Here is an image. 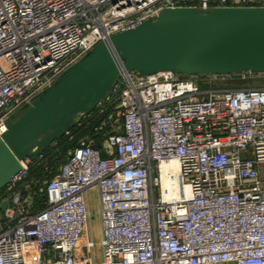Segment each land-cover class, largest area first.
<instances>
[{"label": "built area", "instance_id": "2783aa9c", "mask_svg": "<svg viewBox=\"0 0 264 264\" xmlns=\"http://www.w3.org/2000/svg\"><path fill=\"white\" fill-rule=\"evenodd\" d=\"M233 6L264 0H0V134L114 34L165 8ZM193 77L123 68L109 93L64 129L73 145L39 188L47 204L37 210L26 157L0 190V205L8 201L0 264H264V87H204ZM91 133L103 136L99 146ZM92 188L101 262L86 254L94 247L84 236Z\"/></svg>", "mask_w": 264, "mask_h": 264}, {"label": "water", "instance_id": "95a60500", "mask_svg": "<svg viewBox=\"0 0 264 264\" xmlns=\"http://www.w3.org/2000/svg\"><path fill=\"white\" fill-rule=\"evenodd\" d=\"M121 67L142 74L264 72V7L165 8L155 21L100 42L0 134V190L26 157L40 154L75 114L109 93ZM7 206L0 205V220Z\"/></svg>", "mask_w": 264, "mask_h": 264}, {"label": "rangeland", "instance_id": "374dc122", "mask_svg": "<svg viewBox=\"0 0 264 264\" xmlns=\"http://www.w3.org/2000/svg\"><path fill=\"white\" fill-rule=\"evenodd\" d=\"M87 54L80 56L79 60L84 58ZM79 62V61H78ZM185 74L183 72H180ZM212 74V73H211ZM187 76H194L193 78L198 80L204 87L211 86L216 88H227V87H236V86H249V87H264V76L256 77L253 79L241 80L237 77H230L223 80L210 81L208 74H185ZM56 81V80H55ZM54 84V82H53ZM52 84V85H53ZM48 86L45 90L37 94L30 103L24 105L19 110H17L13 115V120L17 119L21 114L28 110L35 102H37L49 88ZM57 144H52L46 148L56 149ZM38 150V149H37ZM45 150V149H44ZM42 150V151H44ZM36 151V150H35ZM41 151V152H42ZM32 158V164L35 159H40L39 155H35ZM36 159V160H37ZM87 206L89 211V220L86 229V237L89 240L94 242V247L86 254L92 256L96 262H101L104 259L103 256V247H102V224H101V215H100V205L98 199V193L96 188L89 189L86 193Z\"/></svg>", "mask_w": 264, "mask_h": 264}, {"label": "trees", "instance_id": "16d2710c", "mask_svg": "<svg viewBox=\"0 0 264 264\" xmlns=\"http://www.w3.org/2000/svg\"><path fill=\"white\" fill-rule=\"evenodd\" d=\"M84 132L88 133L89 129L82 130L80 134H84ZM91 136L96 139V145L99 146L103 136L94 133H91ZM55 140H57V148H45V150L41 152L42 157L40 159L36 158L37 160L35 159L30 167V173L27 180L32 184L34 210L46 206V190L44 189L41 193H39L38 190L44 185L45 180H50L58 172L59 166L66 159L68 148L73 145L64 135L58 136Z\"/></svg>", "mask_w": 264, "mask_h": 264}, {"label": "crops", "instance_id": "0c3cea01", "mask_svg": "<svg viewBox=\"0 0 264 264\" xmlns=\"http://www.w3.org/2000/svg\"><path fill=\"white\" fill-rule=\"evenodd\" d=\"M82 112H83V111H82ZM82 112H79V113H77V114H75V115L73 116L72 120L69 122V126L72 124V122H73L75 119H77V118L79 117L80 113H82Z\"/></svg>", "mask_w": 264, "mask_h": 264}, {"label": "bare ground", "instance_id": "6f19581e", "mask_svg": "<svg viewBox=\"0 0 264 264\" xmlns=\"http://www.w3.org/2000/svg\"><path fill=\"white\" fill-rule=\"evenodd\" d=\"M120 69L122 70L123 67H121ZM174 164H175V163H172L171 165L174 166ZM166 181H167V180H166ZM166 181H165V184L167 183ZM84 236H86V230H85V232H84Z\"/></svg>", "mask_w": 264, "mask_h": 264}]
</instances>
